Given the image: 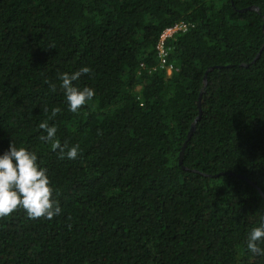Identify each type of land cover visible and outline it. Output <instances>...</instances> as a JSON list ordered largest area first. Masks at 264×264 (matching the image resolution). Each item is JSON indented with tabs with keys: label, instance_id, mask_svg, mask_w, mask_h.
I'll use <instances>...</instances> for the list:
<instances>
[{
	"label": "trees",
	"instance_id": "trees-1",
	"mask_svg": "<svg viewBox=\"0 0 264 264\" xmlns=\"http://www.w3.org/2000/svg\"><path fill=\"white\" fill-rule=\"evenodd\" d=\"M181 21L168 74L157 45ZM82 67L73 84L95 95L73 113L59 74ZM45 120L75 159L40 138ZM12 141L61 212L0 218V264H264L247 248L264 215V0H0V155Z\"/></svg>",
	"mask_w": 264,
	"mask_h": 264
},
{
	"label": "clouds",
	"instance_id": "clouds-1",
	"mask_svg": "<svg viewBox=\"0 0 264 264\" xmlns=\"http://www.w3.org/2000/svg\"><path fill=\"white\" fill-rule=\"evenodd\" d=\"M91 72L89 67H82L78 71L69 74L67 72L59 74L60 88L63 89L69 110L73 113L85 106L95 95L94 89L90 87L79 88L74 86L73 81L80 78L82 74ZM49 84L52 92L56 91V84L45 81ZM47 114L48 109L45 107ZM61 112L59 107L51 110L48 119H52ZM40 129L46 131L42 135V140L51 143L53 150H59L60 158L65 154L69 159H75L78 155L79 145L69 146L65 141L61 144L56 139L57 128L49 126L48 121H42L38 125ZM35 152L27 150L25 147H17L13 141L9 150L0 155V218L10 216L18 209L26 211L30 219H51L59 215L61 208L59 202L53 198L54 189L47 175V169L40 167ZM264 241V215L260 217V224L253 227L248 234L247 248L255 254L264 256V248L258 242Z\"/></svg>",
	"mask_w": 264,
	"mask_h": 264
},
{
	"label": "built area",
	"instance_id": "built-area-1",
	"mask_svg": "<svg viewBox=\"0 0 264 264\" xmlns=\"http://www.w3.org/2000/svg\"><path fill=\"white\" fill-rule=\"evenodd\" d=\"M189 24L181 21L179 23H176L174 26L167 28L164 30L162 33L159 43L157 45V50H158V55L161 61V64L163 67L167 69L168 74L172 73V65H167L168 63V50L166 48V41L167 39L173 37L176 33L178 32H184L186 31L189 27Z\"/></svg>",
	"mask_w": 264,
	"mask_h": 264
},
{
	"label": "water",
	"instance_id": "water-1",
	"mask_svg": "<svg viewBox=\"0 0 264 264\" xmlns=\"http://www.w3.org/2000/svg\"><path fill=\"white\" fill-rule=\"evenodd\" d=\"M199 108H200V114H201V101H199ZM194 128H195V125H193L192 126V130H194ZM191 130V131H192ZM190 135H191V132H190ZM263 194V193H262ZM263 196H264V194H263Z\"/></svg>",
	"mask_w": 264,
	"mask_h": 264
}]
</instances>
